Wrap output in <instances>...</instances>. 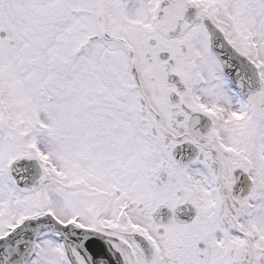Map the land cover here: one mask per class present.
<instances>
[{"label": "snow or ice", "instance_id": "6c2138e0", "mask_svg": "<svg viewBox=\"0 0 264 264\" xmlns=\"http://www.w3.org/2000/svg\"><path fill=\"white\" fill-rule=\"evenodd\" d=\"M0 264H264V0H0Z\"/></svg>", "mask_w": 264, "mask_h": 264}]
</instances>
